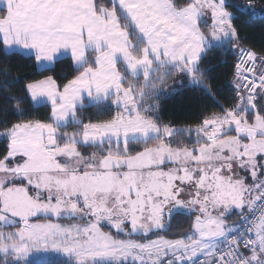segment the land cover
I'll list each match as a JSON object with an SVG mask.
<instances>
[{"label": "snow or ice", "instance_id": "6c2138e0", "mask_svg": "<svg viewBox=\"0 0 264 264\" xmlns=\"http://www.w3.org/2000/svg\"><path fill=\"white\" fill-rule=\"evenodd\" d=\"M242 15L252 0H0V264H264V44ZM185 89L220 110L165 121Z\"/></svg>", "mask_w": 264, "mask_h": 264}, {"label": "trees", "instance_id": "16d2710c", "mask_svg": "<svg viewBox=\"0 0 264 264\" xmlns=\"http://www.w3.org/2000/svg\"><path fill=\"white\" fill-rule=\"evenodd\" d=\"M241 3L244 0H240ZM252 3L256 6V15L254 16H241L240 20L245 21L241 26V34H246L248 36L249 45L259 50L260 46L264 44V32L261 31V27L264 26V17L261 13L264 11V0H252ZM240 24V21H237ZM217 58H219V53H217ZM232 59L229 56L227 58V63H217L213 61V66L211 68L210 75L212 76L213 91L215 97L221 103H224V94L231 90V85L229 81L233 79L232 77ZM65 65H59L57 70ZM33 70L31 68L22 69L19 72H14L13 75H19L21 77L29 76ZM50 74V73H49ZM171 83V81H169ZM21 85H17L20 87ZM161 103V115L165 121L173 120L178 125H183L185 123L196 122L199 118V113L202 108H207L209 112L219 111L218 107H214V100L202 92H198L194 89H185L182 96L172 97L163 99ZM37 112L34 114H39L47 109L43 106H34ZM94 109H89L88 112H94ZM88 113L86 112L85 115ZM71 131L72 129H68ZM56 259H50L47 261L37 262L35 264H55Z\"/></svg>", "mask_w": 264, "mask_h": 264}, {"label": "rangeland", "instance_id": "374dc122", "mask_svg": "<svg viewBox=\"0 0 264 264\" xmlns=\"http://www.w3.org/2000/svg\"><path fill=\"white\" fill-rule=\"evenodd\" d=\"M50 259H57V257L55 255H51V256L41 255V256H38V257L34 258L35 263L41 262V261H47V260H50Z\"/></svg>", "mask_w": 264, "mask_h": 264}, {"label": "crops", "instance_id": "0c3cea01", "mask_svg": "<svg viewBox=\"0 0 264 264\" xmlns=\"http://www.w3.org/2000/svg\"><path fill=\"white\" fill-rule=\"evenodd\" d=\"M34 106H43V105H34Z\"/></svg>", "mask_w": 264, "mask_h": 264}]
</instances>
